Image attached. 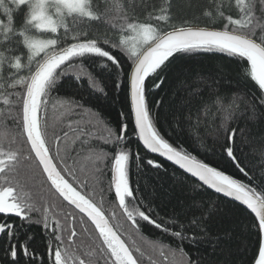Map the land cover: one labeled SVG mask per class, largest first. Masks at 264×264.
I'll return each mask as SVG.
<instances>
[{
    "label": "snow or ice",
    "instance_id": "1",
    "mask_svg": "<svg viewBox=\"0 0 264 264\" xmlns=\"http://www.w3.org/2000/svg\"><path fill=\"white\" fill-rule=\"evenodd\" d=\"M193 9L199 14L181 15ZM114 52L130 61L127 71ZM199 53L247 64L245 78L256 93L224 90L217 77L197 73L180 82L184 94L173 122L206 151L218 149L248 182L170 143L153 115L162 100L153 102L151 93L165 84L164 74L176 59ZM104 71L114 77L113 91L123 85L130 101L115 128L84 97L107 95L97 80ZM0 85L15 90L18 104L15 112L0 110L15 125H0V241L7 264H143V258L148 264H205L185 246L209 239L207 203L193 201L184 212L161 215L136 195L141 187L131 180L133 163L138 170L164 165L128 147L133 136L195 178L199 189L250 210L258 238L251 264H264V143L255 165L243 151H256L247 125L264 123V0H187L179 6L175 0H0ZM61 89L67 95L59 96ZM109 174L107 192L114 191L136 235L143 225L169 238L146 241L150 254L121 230L116 211L106 214L103 188L96 199L101 178ZM33 224L45 234L47 262L33 250L27 231Z\"/></svg>",
    "mask_w": 264,
    "mask_h": 264
},
{
    "label": "trees",
    "instance_id": "2",
    "mask_svg": "<svg viewBox=\"0 0 264 264\" xmlns=\"http://www.w3.org/2000/svg\"><path fill=\"white\" fill-rule=\"evenodd\" d=\"M153 2L159 4L162 0H153ZM186 2L187 0H175L178 6ZM207 2L208 0H197V3L201 5ZM193 14L198 15L199 10L193 9L192 11H184L181 13V15L189 16ZM20 19L21 16L17 15V25H19ZM200 23L201 26H205L207 21L202 18ZM208 26L219 27V24H208ZM163 27L167 28V25H163ZM101 30L103 31L105 29L102 28ZM108 36L113 40L116 39V35L112 32H109ZM113 54L117 53L114 52ZM117 56L118 59H121L122 66L127 71L130 61H127L122 55L117 54ZM245 67H247V64L238 62L237 59L220 53H199L180 57L173 62L169 71L164 74L166 77L165 84L162 85L161 89L152 92L150 99L153 102L162 100L161 106L153 109V115L157 118L158 127L165 134V137L169 139L170 143L182 146L198 158L225 171L226 174L233 175L234 178L248 182L247 178L240 174L218 149L206 151L204 147L194 142L190 134L178 128L173 122V115L177 111L181 96L184 94L180 87L181 81H190L192 76L199 73L205 76L217 77L219 85L224 90L239 87L249 93H256L254 82L245 78L243 71ZM89 70L99 71L93 65H89ZM187 70H190V72L188 75H185ZM113 79L114 77L110 72H101L97 76V80L100 86L104 87L107 95L97 93L89 96L88 92H84V97L92 101L90 106L93 108V111L99 112L104 122L110 127L115 128L117 121L120 119V113H128L130 101L123 85L119 92L113 91ZM151 79L153 78L150 77L149 80ZM146 84H148V81ZM14 91L4 85H0V110L6 112L11 107L13 112L17 111L18 104L15 95H13ZM67 92V89H61L58 95L62 97L67 95ZM4 99H8L10 105H4ZM54 115L55 113L50 108L49 117L52 118ZM5 122L9 125L10 129L15 130V125L10 120L4 121L3 117L0 116V125ZM240 126L245 127L243 122H241ZM247 127L251 130V135L256 138V151L253 152L249 146H245L243 151L247 154L248 161L255 165L259 163V146L261 143H264V123L256 125L248 124ZM131 132L132 126L130 125L129 134ZM128 147L134 152L139 151L142 157L147 156L148 158L156 159L164 165V168L161 170L148 168L138 170L135 167V163H133L131 168L132 182L135 184V182L139 181L141 187V191L136 193V195L145 197V202L151 201L153 206L157 207V210L161 212V215H172L174 213L184 212L193 201L197 204L200 201L207 203L210 211L206 222L209 239L196 248L186 245L185 250L190 255L203 257L205 264H251L253 254L257 249L258 238L257 231L253 227L255 224L254 215L250 211L246 210L237 202L235 203L227 198H223L207 188L203 190L199 189L196 187L195 179L189 177L183 171L178 170L172 164L145 151L138 137L133 136L132 142ZM24 150L27 151V145H24ZM259 171L257 169V174H259ZM109 176L110 174L101 178L103 183L97 186L98 194L96 199L99 200V189L103 188L105 190L104 208L106 214L113 210L116 211L117 217L123 225L121 230L127 234H131L137 240V244L145 250L146 255L150 254V250L145 243L146 241L162 239L167 242L169 238L153 228L143 225L139 236L136 235L130 222L124 219L120 209L116 206L114 191L112 193L107 192ZM80 178L82 180L87 178L90 185L93 183L91 178L85 175H81ZM9 222L18 224L20 221L18 218H11ZM27 231L33 236V250L39 256L44 257L45 262H47L45 234L42 232L41 227L33 224L27 228ZM140 237H143V239H140ZM3 246L2 241H0V261L2 264H7L3 256ZM143 264H148L146 258H143Z\"/></svg>",
    "mask_w": 264,
    "mask_h": 264
},
{
    "label": "water",
    "instance_id": "3",
    "mask_svg": "<svg viewBox=\"0 0 264 264\" xmlns=\"http://www.w3.org/2000/svg\"><path fill=\"white\" fill-rule=\"evenodd\" d=\"M147 82V81H146ZM141 144H142V142H141ZM145 149V148H144ZM145 151H147L146 149H145ZM150 153V152H149ZM150 154H152L153 156H155V157H159V158H161V159H163L164 161H166L167 163H170V164H172L174 167H176L178 170H181V171H183L182 169H180L179 168V166L178 165H175L174 164V162H171V161H168L165 157H161V156H159V154H153V153H150ZM184 172V171H183ZM185 173V172H184ZM189 177H191L190 176V174H188V173H186ZM192 178V177H191ZM193 179H195V178H193ZM210 191H212L213 193H214V190H211V189H209ZM218 195H220L221 197H223V198H227L228 200H230V201H233V202H235L236 203V201H234L232 198H228V197H224L222 194H218ZM238 204H240L239 202H237ZM241 205V204H240ZM242 206V205H241ZM245 209H246V207L245 206H243ZM248 211H250V210H248ZM254 215V214H253ZM0 264H2L1 263V261H0Z\"/></svg>",
    "mask_w": 264,
    "mask_h": 264
}]
</instances>
